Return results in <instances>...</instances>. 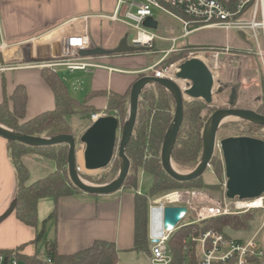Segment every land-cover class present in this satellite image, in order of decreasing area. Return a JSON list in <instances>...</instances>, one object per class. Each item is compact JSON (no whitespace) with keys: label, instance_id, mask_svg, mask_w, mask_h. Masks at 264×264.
<instances>
[{"label":"trees","instance_id":"16d2710c","mask_svg":"<svg viewBox=\"0 0 264 264\" xmlns=\"http://www.w3.org/2000/svg\"><path fill=\"white\" fill-rule=\"evenodd\" d=\"M192 49L198 48L187 47L183 51L169 54L159 64V67L167 68L184 59L185 51ZM41 72L42 77L54 94V109L27 120L28 96L25 87L17 86L12 95H8L5 90V82H3L4 97L0 102L1 126L30 137H75L76 134L73 132L70 119L77 117L91 123V116L97 114L98 110L89 104L90 100L93 97L106 96V113L108 116H115L119 120L120 131H123L128 117L133 86L125 94L91 92L85 101L79 102L70 95L66 83L57 72L51 68H43ZM261 94L260 105L256 112L264 116V81L261 82ZM215 112L216 110L211 105L202 100L183 101V121L171 151L173 162L180 168L194 170L201 162L204 154L205 128L210 115ZM175 113L176 99L173 93L160 84L147 85L140 93L133 133L125 146V155L130 162V169L123 188L136 191L134 195V242L130 252H143L149 258L151 256L149 196L176 190L205 188L213 191L217 187V184L205 185L202 178L185 183L177 182L164 171L161 152L166 136L174 122ZM231 125L240 127L244 132L264 128V125L247 120L234 122ZM7 149L17 184L14 213L21 223L36 229L33 244L38 245L45 239L47 224L50 221H56L57 217V208L55 207L40 227L39 202L43 199H52L57 204L62 198L83 194L73 184L69 175L70 147L68 144L34 147L7 141ZM27 155H37L45 159L51 165L53 164L54 171L27 185L30 173L23 161ZM210 166L218 179L221 178L223 171L225 173L224 162L218 158L213 157ZM107 169H111L114 175L119 174L120 160L118 156ZM140 172L148 173L153 177V185L149 194L138 192ZM84 177L97 185L104 184L107 179L106 176L94 179ZM255 212L257 211H250L241 217L229 215L215 217L201 223H193L189 219L188 222L179 224L170 234L167 242L172 264H201L199 245L193 241L194 239H199L209 231L230 239L224 230L226 228L234 232H250V223L253 222L252 216ZM24 247L25 245H22L15 250L0 249V256L9 260L15 257L24 264H120V252L115 244L103 240H97L91 247L72 255H60L56 240L46 242L44 259H40L38 255L26 256L21 254ZM250 262L260 264L263 259H254Z\"/></svg>","mask_w":264,"mask_h":264},{"label":"crops","instance_id":"0c3cea01","mask_svg":"<svg viewBox=\"0 0 264 264\" xmlns=\"http://www.w3.org/2000/svg\"><path fill=\"white\" fill-rule=\"evenodd\" d=\"M101 5L102 2L99 0H0V102L4 97L3 82H5L8 95H12L17 86L25 87L28 96L27 120L53 110L54 94L42 77L41 71L43 68H51L44 67V63L47 64L59 58L63 38L70 34L85 33L88 37L89 49L114 50L124 36L130 33L131 29L125 25L100 18V16H108L100 13ZM43 6L47 10L45 15L41 12ZM102 20L109 22V25L106 23L103 31L100 30L99 24ZM230 33L232 32L226 33L225 39L221 37V43L209 46L221 49L238 45V40L234 44L224 43ZM235 36L238 39V35ZM158 40L170 43L168 41L170 39L164 37H159ZM170 48L161 50L162 59L152 65H149L147 57L154 53V50H145L94 58H85L80 55L92 67L75 72H70L65 67L55 70L60 76L61 71L64 70L61 78L66 86L68 83L73 86L78 96H83V101L91 92L125 94L141 76L148 73L149 68L159 64L166 57L165 52ZM229 55L221 54L220 56L223 61L228 62L229 57L232 56ZM229 88V85L224 87L226 90ZM89 104L95 107L98 113H103L107 110V97H93ZM81 120L85 121L77 117L70 119L76 141L78 137L74 126L76 121ZM88 128L89 125L85 132ZM82 134L83 132L80 136ZM77 145L78 141L76 147ZM84 150L80 155V167L81 162L84 163ZM76 153L78 162L77 148ZM27 156L23 158V161L29 169L25 163ZM33 156L44 169L42 173L38 170V173L46 177L49 174L46 166L50 164L37 155ZM31 181L36 182L35 179ZM16 191V177L8 156L7 140L0 137V249L15 250L25 245L21 254L38 255V245L33 244L36 229L24 225L15 216L13 206ZM135 193V190L125 188L115 194L104 196L83 193L62 198L57 204L52 199H43L38 204L39 221L40 223L44 221L54 208H57L54 230L60 255H72L87 249L97 240L114 243L119 252H130L134 242ZM149 210L151 213V205ZM43 212H45L44 219ZM151 235L150 230V238ZM243 240L237 239V241ZM261 244L264 246V243Z\"/></svg>","mask_w":264,"mask_h":264},{"label":"water","instance_id":"95a60500","mask_svg":"<svg viewBox=\"0 0 264 264\" xmlns=\"http://www.w3.org/2000/svg\"><path fill=\"white\" fill-rule=\"evenodd\" d=\"M143 26L153 31L158 29V22L153 17L145 20ZM129 43L126 34L119 46L114 50L94 48L80 52L85 58L97 56H113L145 51ZM176 80L186 82L184 92L175 82L168 79H157L152 76L140 78L132 87L130 107L121 138L119 120L115 116L100 118L91 124L80 138L85 146L84 163L87 171H101L107 169L117 156L120 160V171L117 178L106 186H86L79 181L77 171V141L73 136H59L55 138H37L15 133L0 125V137L34 147H49L68 144L69 175L73 184L87 195L104 196L119 192L127 179L130 162L125 155V146L132 136L138 103L141 91L149 84H160L168 88L176 99V113L174 122L164 141L161 162L164 171L175 181L185 183L202 178L210 167L216 149V138L222 120L225 116L247 120L255 124L264 125V116L248 109H219L209 119L204 135V154L199 165L190 174H178L172 169L175 164L171 158V151L176 141L183 121V101L185 97L190 100H202L208 105L213 102L215 78L209 67L201 60L192 58L179 66ZM225 168V198L229 201H253L264 197V140L241 136L229 137L220 142ZM14 208V206H13ZM188 214L183 206H167L164 209L152 210L150 213V226L152 236L159 237L165 232L175 230ZM155 221L159 223V230H155ZM4 264H8L5 259Z\"/></svg>","mask_w":264,"mask_h":264},{"label":"rangeland","instance_id":"374dc122","mask_svg":"<svg viewBox=\"0 0 264 264\" xmlns=\"http://www.w3.org/2000/svg\"><path fill=\"white\" fill-rule=\"evenodd\" d=\"M45 1V0H44ZM102 2L101 5V14L105 15H112L117 0H99ZM65 6V4H64ZM166 9L170 13H178L174 12L170 7L165 6ZM42 13L47 14V10L45 6L42 8ZM125 8L122 10L121 17L123 16ZM154 19L158 22V29L154 31V34L157 37H164L165 39H173V38H180L183 35V26L181 22L173 17L171 14L167 12H163L158 9H153ZM109 25V22L103 21L100 22V30L103 31L105 25ZM194 27H191L193 29ZM238 35V39H236L235 35ZM221 37L225 39L226 33L217 29H205L201 31H197L193 33L188 38H181L172 53H177L183 51L187 47H197L198 49H192L185 51L184 59L175 62L174 64H179V66L187 60L192 58H199L202 59L209 69L212 71L214 78H215V89L213 95V102L211 107L214 108L216 111L219 109H228V108H235V109H248L256 111L258 106L260 105L261 100V82L264 81V59L260 56L259 52L263 50L258 49L257 44L249 37L248 34L242 32H232L229 34L228 39L224 43L226 44H234L239 41L237 45H230L228 48L230 49L229 61H223L221 56L217 59L210 54L214 47L209 45H213L215 43H221ZM134 38V31L130 30L129 33V43ZM156 44V45H155ZM154 44V48L150 51L154 50V53H151L148 57L149 65L154 64L155 62L162 59V51L161 50H168L171 47L170 43H164L162 41L157 40ZM131 45V44H130ZM201 49H200V48ZM220 49V48H215ZM222 49V48H221ZM165 59V58H164ZM163 59V60H164ZM162 60V61H163ZM185 60V61H183ZM161 61V62H162ZM160 62V63H161ZM172 64V65H174ZM170 67V66H169ZM64 70L61 71L63 76ZM151 73H146L143 77H150ZM142 77V78H143ZM229 85V89H224L225 86ZM70 95L78 100L79 102H83V96L77 95L78 93L74 91L73 86L70 83L67 84ZM185 100H190L185 97ZM233 105V106H232ZM213 115V114H212ZM210 115V116H212ZM211 118V117H210ZM240 119L233 118V120L224 123L217 133L216 138V149L214 152V158H218L220 161H223L222 151L220 147V142L223 139L229 137H241V136H248L254 137L261 140H264V128L263 129H254L251 132H244L240 127L231 125L234 122H240ZM91 126L90 122L86 121H76L75 122V129L77 132V152L79 153L77 168L78 176L86 181L90 186L98 187V186H106L112 183L118 176L114 175L111 169H105L101 171H87L81 165L80 167V155L83 153L85 146L80 142V133H85V129L87 126ZM87 131V130H86ZM82 134V135H83ZM122 132H118V139L121 138ZM47 138V137H42ZM117 156V154H116ZM35 156L29 155L27 156V161L25 162L29 167V180L27 185L32 184L30 180L35 179L36 181L42 179L41 177H45L42 173L43 168L40 167L38 161L35 160ZM50 164V163H49ZM176 165V164H174ZM177 166V165H176ZM27 167V166H26ZM177 168L184 172V174H190L193 169H184L177 166ZM46 169L49 171V174L54 171L53 164L47 165ZM213 168L210 166L206 172L204 173L202 179L205 185H215L217 184L215 190H207V189H189V190H176L171 191L168 193H160L155 196H149V204L152 207H156L157 205L153 204L154 201L164 198L168 195L178 194L180 195L179 205L186 207L188 209L187 216L183 219L180 223L183 224L188 222L189 219L193 223H198L200 214L203 213L204 209L212 206L219 205L225 200V185H226V178L225 173L221 174V178H217L214 174ZM38 170H41V173H38ZM48 174V175H49ZM84 176L90 178H98L102 176H106V182L101 185H97L85 179ZM34 183V182H33ZM153 185V177L144 172H140L139 179H138V191L140 194H149L150 190ZM226 203V201H225ZM232 214L229 216H244L248 212L244 211H237L235 209V205L231 204ZM257 211L253 214V222H251V230L250 232H234L230 229H224L225 232L231 236L233 239H244L249 240L251 239L256 233H260L258 235L259 241L264 243V210H254ZM250 212V211H249ZM44 213L42 214V218L44 219ZM48 217V216H47ZM46 219V218H45ZM44 219V220H45ZM43 221V220H42ZM42 221L40 223V227L42 225ZM206 221V220H205ZM204 222V221H202ZM54 223L55 220L50 221L47 226V232L44 241L38 244V257L40 259H44L45 255V243L54 241L55 240V230H54ZM201 223V222H199ZM151 230V226H150ZM120 264H150V258L143 252H120L119 253Z\"/></svg>","mask_w":264,"mask_h":264},{"label":"built area","instance_id":"2783aa9c","mask_svg":"<svg viewBox=\"0 0 264 264\" xmlns=\"http://www.w3.org/2000/svg\"><path fill=\"white\" fill-rule=\"evenodd\" d=\"M165 6L178 13H170ZM123 8L125 11L121 17ZM154 8L171 14L183 26L184 33L180 38L168 40L172 45L170 50L165 52L166 57L174 51L181 38H188L193 33L205 29H217L226 33L248 34L257 44L258 49H263L259 54L264 59V0H117L113 14L100 16V18L125 25L134 31L131 45L152 50L159 37L154 34L153 30L145 28L143 24L147 18L154 17ZM191 27L194 28L190 30ZM88 49V37L85 33L70 34L62 40L59 58L56 61L44 63V67H51L55 72H57L55 69L59 67H65L70 72L85 71L92 65L88 64L85 58L80 57V52ZM210 54L217 59L221 54L229 55L230 49L228 47L216 50L213 48ZM159 64L152 66L147 72L151 73L154 78L175 82L184 92L186 82L176 80L179 64L167 68H161ZM107 116L106 111L93 114L91 124ZM179 197L178 193L158 199L153 202L157 206H151V211L162 210L167 206H180ZM232 203L237 211L264 210V197L253 201H229L225 198L219 205L204 209L199 216L198 223L215 217L231 215ZM172 232H165L159 237L151 235L150 264H172V257L167 247ZM259 234V232L256 233L249 240L237 241L226 239L221 234L209 231L193 241L199 245L201 264H256L250 262L254 259H263L260 264H264V246L258 239ZM5 259L8 260V264H24L15 257L9 260L4 256H0V264H4Z\"/></svg>","mask_w":264,"mask_h":264},{"label":"bare ground","instance_id":"6f19581e","mask_svg":"<svg viewBox=\"0 0 264 264\" xmlns=\"http://www.w3.org/2000/svg\"><path fill=\"white\" fill-rule=\"evenodd\" d=\"M197 59H199V58H197ZM199 60H202V59H199ZM231 120H233V117L225 116L224 119L222 120V123L224 124V123H227L228 121H231ZM83 164H84V168H85V163L81 162V165H82V166H83ZM172 169L174 170V172H176V173H178V174H181V175L184 174V172L180 171V170L177 168V166L174 165V164H172ZM79 181H80L82 184H84V185H86V186H89V184H88L86 181L82 180L81 178H79ZM259 202H260V201H259ZM259 202H258L257 204H259ZM154 225H155V230H156V231L159 230V223H158L157 221H155Z\"/></svg>","mask_w":264,"mask_h":264},{"label":"flooded vegetation","instance_id":"af4514ba","mask_svg":"<svg viewBox=\"0 0 264 264\" xmlns=\"http://www.w3.org/2000/svg\"><path fill=\"white\" fill-rule=\"evenodd\" d=\"M261 101V100H260Z\"/></svg>","mask_w":264,"mask_h":264}]
</instances>
